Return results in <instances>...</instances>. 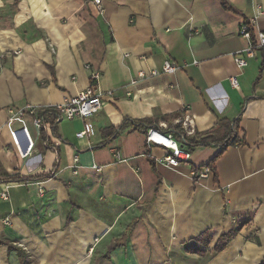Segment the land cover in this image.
<instances>
[{"label": "crops", "instance_id": "1", "mask_svg": "<svg viewBox=\"0 0 264 264\" xmlns=\"http://www.w3.org/2000/svg\"><path fill=\"white\" fill-rule=\"evenodd\" d=\"M102 2L103 13L91 0H0V264H264V46L243 69L234 57L249 45L244 21L264 32V0ZM165 60L178 71L162 72ZM87 64L114 94L90 117L57 122V134L49 122L45 138L29 119L34 146L21 157L10 109L61 104L90 84ZM126 117L201 133L226 120L220 135L239 118L246 143L195 180L193 166L220 145L198 146L178 167L134 125L98 146ZM86 123L93 134L78 137ZM57 161L53 176L35 178ZM9 174L34 178L1 180Z\"/></svg>", "mask_w": 264, "mask_h": 264}, {"label": "built area", "instance_id": "2", "mask_svg": "<svg viewBox=\"0 0 264 264\" xmlns=\"http://www.w3.org/2000/svg\"><path fill=\"white\" fill-rule=\"evenodd\" d=\"M95 7L100 13H103L104 7L102 0H91ZM261 13V11H259ZM255 20L244 21L240 27V34L249 39V45L236 51L234 54L235 61L239 68L243 69L247 66L248 60L250 57L254 56L257 50L264 46V32H255L254 27ZM15 53H19L16 51ZM87 67L90 69V84L80 90L74 96H68L65 100L56 106L43 107L51 108L57 111L58 118L57 122L63 118H73L75 116H81L83 118L90 117L101 110L105 104L107 95H113V90H108L104 92L100 89V78L101 72L93 68L91 64H87ZM180 65L171 60H165L162 66V72L174 73L178 71ZM159 70H152L150 75H157ZM139 77H146L144 71L139 72ZM231 83L233 86H238L239 80L236 75L232 76ZM137 78L133 79L132 82L136 83ZM130 94V92H128ZM38 106L32 104H26L20 108H11L10 117L8 119L7 125L10 130V134L13 140V144L18 150L21 157L28 156L34 146V137L32 136L29 127V119L37 129L38 135H41L42 129L46 128L49 122H44L43 118L39 114L40 110ZM16 123H19L20 126H17ZM164 125L161 123L159 127H150L146 131V142L149 146H160L168 152L164 156V162L171 167H178L182 163L189 162L191 160V150L187 149L183 144H181L171 132L164 130ZM184 129L188 134L194 132L193 128H189L188 121L183 124ZM93 134L90 124L86 123L85 128L77 132L78 137L90 136ZM54 147V146H53ZM56 148V147H55ZM76 167V165H75ZM211 173V167L205 165L200 172H196L192 168L191 174L193 178L201 179L208 177ZM41 182L39 181L38 184ZM41 193L44 192L42 187L39 188ZM4 197H8L7 194H4Z\"/></svg>", "mask_w": 264, "mask_h": 264}, {"label": "trees", "instance_id": "3", "mask_svg": "<svg viewBox=\"0 0 264 264\" xmlns=\"http://www.w3.org/2000/svg\"><path fill=\"white\" fill-rule=\"evenodd\" d=\"M223 4L228 7L227 2H223ZM39 114L41 115V117L43 118L44 122H50L52 125V129L53 132L55 134H57V118H58V113L56 110L51 109V108H43L40 110ZM239 118L236 119L233 123L232 126L229 125V131L227 133H225V135H220L219 133V128L225 127L224 124L226 123V120H220L217 123V126L211 130L208 131L206 133H201V132H197L195 131L193 134H188L187 131L183 128L182 123H178L176 125L171 126L168 130L164 129L167 132H171L173 133V135L175 136V138L181 143L183 144L187 149L189 150H194L195 148H197L198 146H207V145H220L221 146V150L218 153L217 156H215V158L212 160V162L210 164H208L210 167L213 168V170H215V166H214V162L216 160V158L222 154L229 146H237V145H244L246 143L244 138H239L237 135V130L239 128ZM130 125H134L135 129H139L143 132L146 133V131L148 130V128L150 127H159V123L158 121H156L153 117H144V118H139V119H130L128 117H126L123 121V123L119 126V127H107L103 130V134L106 137V140L103 141L102 143H100L98 146H101L103 144H105L106 142H108L109 140L113 139L114 137H116L118 134H120L122 131H124L125 129H127ZM45 129H42V133L41 136L42 138H45ZM48 145H51V141L50 139H46ZM53 146V145H51ZM94 147V146H93ZM57 150V152L59 151L58 148H55ZM151 162L153 164V166H155V159H151ZM205 165H200V166H193V168L196 170V172H200V170L204 167ZM59 167V161L56 162L55 165V169L49 173L46 174H41L39 176H35V178H39V179H43V178H48L53 176L57 169ZM31 178L34 177H21L18 174H9V175H5L1 178V180L3 181H15V180H29ZM195 180L196 177L194 178ZM236 231L232 230L229 231L226 234H223L217 245L215 248V251H220L222 249H224L228 243L230 242V240L235 236ZM200 238V237H199ZM189 251H193V252H198L200 254H203L204 251L199 249V248H187Z\"/></svg>", "mask_w": 264, "mask_h": 264}]
</instances>
